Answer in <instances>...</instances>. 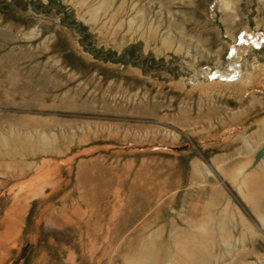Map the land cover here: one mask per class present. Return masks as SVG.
<instances>
[{
    "label": "rangeland",
    "instance_id": "rangeland-1",
    "mask_svg": "<svg viewBox=\"0 0 264 264\" xmlns=\"http://www.w3.org/2000/svg\"><path fill=\"white\" fill-rule=\"evenodd\" d=\"M0 264H264V0H0Z\"/></svg>",
    "mask_w": 264,
    "mask_h": 264
}]
</instances>
